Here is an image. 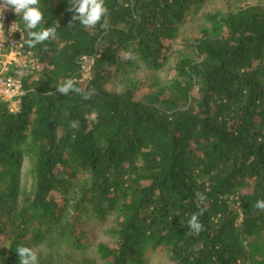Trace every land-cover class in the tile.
<instances>
[{
  "label": "trees",
  "instance_id": "obj_1",
  "mask_svg": "<svg viewBox=\"0 0 264 264\" xmlns=\"http://www.w3.org/2000/svg\"><path fill=\"white\" fill-rule=\"evenodd\" d=\"M205 2L104 0L108 14L88 28L69 0H40L57 36L26 45L41 69L16 110L0 103V264H19L18 246L93 250L104 264H147L150 252L264 264V3L206 14L212 27L179 45ZM67 79L95 95L59 94ZM201 208L197 235L188 221Z\"/></svg>",
  "mask_w": 264,
  "mask_h": 264
},
{
  "label": "clouds",
  "instance_id": "obj_2",
  "mask_svg": "<svg viewBox=\"0 0 264 264\" xmlns=\"http://www.w3.org/2000/svg\"><path fill=\"white\" fill-rule=\"evenodd\" d=\"M70 7L67 11L74 13L72 21H78L81 25L92 28L95 27L103 17L108 14V8L105 6L104 0H69ZM11 9L24 23V28L19 30L21 32V42L30 48H35L38 44H43L45 41L54 40L57 36L55 27H42L44 24V12L41 11L40 0H0V17L3 16L5 11ZM17 23H14L8 30L11 33ZM73 23L70 21L69 26ZM26 33V35H25ZM5 39V30L3 23L0 22V41ZM45 51L47 48L45 47ZM121 56L124 59L135 60V54L129 50L122 52ZM56 91L64 96H68L70 92H75L83 95V99L89 100L95 95V89L89 90L86 94L83 90L75 86L73 79H67L62 85L56 88ZM49 94H53L49 92ZM97 113L93 111L88 119L95 120ZM69 127L78 130L80 123L78 120H71ZM75 140V136H72ZM198 199L203 202L206 196L202 193L196 194ZM255 208L264 211V200H258ZM205 209L201 208L198 212L193 213L188 221V227L194 234H199L203 231V225L200 223L199 217L203 215ZM16 253L19 257V264H39L38 252L35 249L18 246Z\"/></svg>",
  "mask_w": 264,
  "mask_h": 264
},
{
  "label": "built area",
  "instance_id": "obj_3",
  "mask_svg": "<svg viewBox=\"0 0 264 264\" xmlns=\"http://www.w3.org/2000/svg\"><path fill=\"white\" fill-rule=\"evenodd\" d=\"M14 12L9 9L0 17L5 30V39L0 41V103H8L11 110H16L21 97L24 95V82L27 78L36 75L41 69L38 57L21 42L22 30L18 24L8 30L14 23ZM89 59H82L83 78L89 74L93 61L86 63Z\"/></svg>",
  "mask_w": 264,
  "mask_h": 264
},
{
  "label": "rangeland",
  "instance_id": "obj_4",
  "mask_svg": "<svg viewBox=\"0 0 264 264\" xmlns=\"http://www.w3.org/2000/svg\"><path fill=\"white\" fill-rule=\"evenodd\" d=\"M264 3V0H206L204 5L199 9L197 18L193 24L189 20L185 26L180 29V38L178 44H181L183 39H189L191 41L196 40L200 37L203 29H210L212 24L207 20L206 14H226L237 10L238 8L242 9L246 6L257 5ZM92 60L90 59V62ZM86 61V63H90ZM89 76V74H88ZM87 76V77H88ZM160 81H167L173 77L172 71V61L171 64H168V68L164 73L159 75ZM146 78H143L145 81ZM29 169V165H26L24 173ZM27 171L26 176L23 178V183L27 189L30 188L32 183V173ZM38 252V255L47 259L50 264H85V261L91 259L94 264H104L103 262L97 260V256L93 253V250L82 252H75L70 250L67 246H61V249L50 248L48 246L35 249ZM74 254V255H72ZM147 264H168L167 258L161 252H150L147 255Z\"/></svg>",
  "mask_w": 264,
  "mask_h": 264
}]
</instances>
